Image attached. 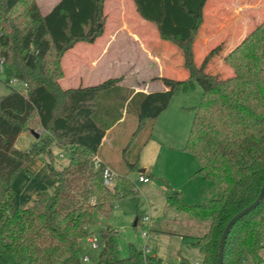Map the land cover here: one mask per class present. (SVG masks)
Segmentation results:
<instances>
[{
    "label": "trees",
    "instance_id": "16d2710c",
    "mask_svg": "<svg viewBox=\"0 0 264 264\" xmlns=\"http://www.w3.org/2000/svg\"><path fill=\"white\" fill-rule=\"evenodd\" d=\"M105 1L59 0L43 14L36 0H0V59L4 82L11 87L0 95V261L85 264L80 240L88 235L95 212L110 217L118 200L135 194L136 184L128 173L139 167L140 153L130 160L126 151L148 130L144 146L174 94L197 81L203 93L193 108L185 149L198 162L195 174L212 179L221 194L198 204L180 202L179 192L169 199L198 221H209L193 243L201 261L193 263L182 256L177 264H218L226 224L256 199L264 183V68L260 63L264 20L236 49L224 55L225 46L217 44L198 64L195 42L208 0H134L137 12L156 25L160 38L178 48L172 45V53L160 52L161 56L174 52L180 56V50L188 76H164L172 89L150 93L120 85L121 76L64 89L62 58L76 43L94 42L104 33ZM218 55L233 68L232 76L207 71ZM14 79L26 86L13 87ZM132 110L138 122L122 151L127 172L118 173L111 186L104 177L108 165L99 153L107 131ZM38 128L42 133H37ZM23 132L38 134L28 148L17 146ZM53 144L70 153L61 168L54 165ZM42 153L49 156L53 188L37 191L31 204L13 209L14 180ZM114 237L111 225L101 230L103 246L91 264H170L134 243L129 244L128 256L115 258ZM244 251L252 264H264V199L230 228L223 264H237Z\"/></svg>",
    "mask_w": 264,
    "mask_h": 264
},
{
    "label": "rangeland",
    "instance_id": "374dc122",
    "mask_svg": "<svg viewBox=\"0 0 264 264\" xmlns=\"http://www.w3.org/2000/svg\"><path fill=\"white\" fill-rule=\"evenodd\" d=\"M113 5H115L113 1L104 3V13L107 16L105 32L94 42L76 43L62 58L64 76L66 73L68 79L74 78L73 86L78 84V77L74 76L78 59L100 51L108 33L117 34L116 41L121 44L120 49H123L121 59L133 58L142 64H140L139 72H135L134 68H130L128 64L115 65L102 72L96 68L91 77L100 75L93 78L91 83L97 84L110 77L121 76L127 71L130 79L141 77L145 80L148 76H156L159 73L158 64L151 61H147L148 64H146L145 57L148 52L144 49L153 48L154 52L159 50L160 56L161 51L172 53L173 46L178 49L160 38L156 25L142 18L133 2L131 5L123 6L121 14L120 7ZM42 8L45 11L46 7ZM204 12L205 20L201 33L206 35L208 40L207 43L199 44L196 48L198 64L206 51L217 44L222 43L223 46H228L229 52L240 46L264 20V0H208ZM140 34L146 35L142 43L137 39ZM133 38L137 39L139 46L135 45ZM148 38L153 46L149 45ZM179 52L181 66L178 58L171 63L167 62L165 66V73L172 74L174 78H182L183 73L187 75L182 53L180 50ZM172 55L177 56L178 52ZM219 56L212 60L207 71L213 74H217L218 71L221 77L232 76L233 68L223 63ZM260 63L264 68V52ZM82 65L83 67L78 68L81 79L88 74L85 58ZM4 80L5 75L0 65V95L11 90ZM11 85L17 89L24 87L21 83ZM113 93L118 94L116 90ZM202 93L203 90L197 81L189 84L185 89L178 90L169 106L158 118L153 134L147 140L144 149L140 148L150 135L148 130L141 132L130 149L126 151L130 160L135 154L140 153L139 167L128 173L129 177L135 181V194L126 195L118 200L110 217L95 212L94 221L87 228L88 235L80 240L82 258L89 256V260L83 261L85 264L98 260L103 246L100 232L107 225L115 229V258L128 256L130 243L136 244L145 253L156 254L172 264L178 263L181 256L190 259L193 263H197L196 261L202 257L193 242L196 237L204 234L209 221L205 224L202 222L196 224L198 220L192 214L180 210L169 199L172 193L179 192L180 202L196 204L207 202L221 194L212 179L205 180L200 175H194L198 162L193 154L185 149L194 117L193 108L200 102ZM137 122L136 114L133 110L130 111L126 119L124 117L113 127L107 142L101 148V156L106 158L113 172L112 185L115 184L118 173L127 172L122 151L127 146ZM28 136L32 143L36 139L34 134L23 132L17 139V146L28 148L32 144L26 141ZM51 148L55 167L61 168L66 165L70 158L69 151L55 144ZM48 161V154L42 153L20 170L12 185L15 193L12 199L13 209L31 204L37 191L53 188V180L47 167ZM145 169V172L151 175L148 182H141L139 175ZM92 237L98 241V247H93ZM237 264H252L245 251Z\"/></svg>",
    "mask_w": 264,
    "mask_h": 264
},
{
    "label": "crops",
    "instance_id": "0c3cea01",
    "mask_svg": "<svg viewBox=\"0 0 264 264\" xmlns=\"http://www.w3.org/2000/svg\"><path fill=\"white\" fill-rule=\"evenodd\" d=\"M36 1H37V3H38V5H39V7H40V9H41L43 14L48 13L59 2V0H36ZM110 1H113L115 3V5H118L120 7L119 8L120 9V14L122 13L123 6L131 5V2L134 3V0H106V3L110 2ZM115 5H113V6H115ZM43 6L46 7L45 11L42 8ZM135 8H136V6H135ZM104 32H105V30H104ZM107 36L108 37L106 38V41L102 44L103 46L100 49V51H98L96 53H93L92 55L88 54L87 57H82V58L78 59V61L76 63V65H77L76 66V74H74V76L76 75L78 77V80H77L78 84L76 86H73L72 82L74 81V78L68 79V77H67V75L65 73V76L60 80V85L62 86V88L67 89V88H76V87H78L80 85L81 86L95 85L96 83H91V81L94 78V77H91V75L94 74L93 71L96 68H98V70L102 72L104 70H108L110 68H113L115 65L118 66V65H121V64H128L130 68H134L135 72H139L140 64H142V63L139 62L137 59L131 58L129 60H125V59H121L120 58L121 54L123 53V49H120L121 44L118 41H116L117 40L116 39L117 34L115 35V33L111 32V33H108ZM145 36L143 34H140L137 39L139 41H141V43H142V40L143 39L145 40V38H144ZM137 39L133 38V40H135L134 41L135 45L139 46ZM207 40H208L207 36L200 32L198 37H197V39H196V42H195V50H196V48H197V46L199 44L203 45L204 43H207ZM148 42L150 43L149 45H151V42H150L149 38H148ZM151 46H153V45H151ZM227 48H228V46L225 47L224 55L229 52V50ZM144 50H147L145 52H148L146 54L147 56L145 57L146 58V60H145L146 64H148L147 61H151V62L157 63L158 67H159V73L156 76H148L145 80H142L141 77L135 78V79H132V78L130 79L128 77V71H127V72H125V74L121 75L122 80H121V82L119 84L122 85V86L128 87V88H131L135 92L142 91V92H145V93H150V92H154V91H164V90L172 89L173 85L168 83V82H165L162 79V77L166 76V77L174 78L172 76V74L165 73V66L167 65V62L171 63V62L174 61V59H177L176 57H178L179 62H180V66H181V55L180 56H173L172 54H168V55L160 56L159 55V50H158V52H154L153 48L152 49H144ZM161 52L164 53L163 51H161ZM84 58H85V61H86V66L85 67L87 68V72L86 73H88V74H87V76L82 77V79H81V77L78 74V68L83 67L82 61H83ZM99 75L100 74H98L97 76H99ZM187 76H188V71H187V75H185V73H183L182 78H177V79H183V78H186ZM117 77H119V76H117ZM157 120H156V122H157ZM156 122H155V124H156ZM113 127L110 128L107 131V136L104 138V142H103L101 148L107 142L108 136H109L111 130L113 129ZM154 127H155V125H154ZM38 129L43 131L42 128H38ZM153 131H154V129H153ZM31 134L35 135V138H36L34 140V142H35L38 139L37 133L36 134L35 133H31ZM26 141L27 142H31L29 136L27 137ZM146 144L143 146L142 150L144 149ZM99 156L105 163H107L108 167H110V165L108 164V161L106 160V158L101 156V150H100ZM68 161L69 160H67V163H68ZM31 162H29V163H31ZM29 163H27V164H29ZM196 170L194 171V175H198V174H195ZM30 171H32V170H30ZM145 171H146V169L144 171H142L140 175H144V176H147L149 178V175H151V174L150 173L147 174L148 172H145ZM35 197L36 196H34V199H35ZM211 199H213V198H211ZM196 204H198V203H196ZM200 222H202V221H197L195 223L196 224H200ZM205 222L206 221H203L202 223L205 224ZM151 255L157 256L156 254H151ZM160 258H162V257H160ZM201 259H202V257H200V259L197 260L196 262H199ZM170 264H172V263H170ZM175 264H177V263H175Z\"/></svg>",
    "mask_w": 264,
    "mask_h": 264
},
{
    "label": "water",
    "instance_id": "95a60500",
    "mask_svg": "<svg viewBox=\"0 0 264 264\" xmlns=\"http://www.w3.org/2000/svg\"><path fill=\"white\" fill-rule=\"evenodd\" d=\"M38 136V134H37ZM264 199V183L261 187V190L258 194V196L256 197V199L251 202L249 205H247L246 207H244L243 209H241L239 212H237L226 224L224 231L222 233L221 239H220V246H219V262L218 264H223V258H224V246H225V242H226V238L228 236L229 230L230 228L236 223V221H238L241 217H243L244 215L248 214L251 210H253L254 208H256L261 201ZM0 264H6L0 261Z\"/></svg>",
    "mask_w": 264,
    "mask_h": 264
},
{
    "label": "built area",
    "instance_id": "2783aa9c",
    "mask_svg": "<svg viewBox=\"0 0 264 264\" xmlns=\"http://www.w3.org/2000/svg\"><path fill=\"white\" fill-rule=\"evenodd\" d=\"M2 62H3V60L0 61V65H2ZM11 83H21L23 86H26L25 83L17 82L16 79L12 80ZM37 133L38 134L42 133V130L38 129ZM95 163H96V165H99L100 159L98 157H95ZM104 177H105L106 184L112 185V179L114 178L113 177V172L108 167L104 171ZM139 181L148 182L149 178L147 176L140 175L139 176ZM91 242L93 244V247H98V241L94 237L91 238ZM263 257H264V253H263ZM82 259H83V261H87V260H89V256H84Z\"/></svg>",
    "mask_w": 264,
    "mask_h": 264
}]
</instances>
